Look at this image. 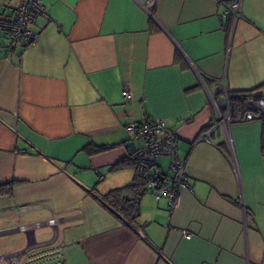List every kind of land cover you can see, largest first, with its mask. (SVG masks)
Returning <instances> with one entry per match:
<instances>
[{
  "label": "crops",
  "instance_id": "1",
  "mask_svg": "<svg viewBox=\"0 0 264 264\" xmlns=\"http://www.w3.org/2000/svg\"><path fill=\"white\" fill-rule=\"evenodd\" d=\"M228 1L43 0L37 41L0 46V256L47 243L61 264H264L262 123L218 118L222 86L264 95V0H242L236 21ZM146 116L187 160L172 212L128 160L141 141L124 126ZM154 169L170 174L168 159ZM128 184L134 226L96 198Z\"/></svg>",
  "mask_w": 264,
  "mask_h": 264
},
{
  "label": "built area",
  "instance_id": "2",
  "mask_svg": "<svg viewBox=\"0 0 264 264\" xmlns=\"http://www.w3.org/2000/svg\"><path fill=\"white\" fill-rule=\"evenodd\" d=\"M0 0V46L6 57H10L20 48L33 45L39 32L32 27L38 17L45 15L43 0H19V4L11 14H6ZM242 0H229L223 4L222 18L231 15L236 21L241 16ZM225 101V110H218V118L225 128L228 123L261 121L264 118V95L250 96L246 99V110L242 116L233 120L230 117L227 91L222 86ZM122 96L129 100V91L124 90ZM124 131L141 144L129 153V160L134 163L136 174L144 183V188L151 193L156 201L165 200L172 212L179 202L182 190L191 191L187 175V160L178 154V137L175 131L168 128L165 122L157 117L146 116L138 122L124 126ZM208 137H201V140ZM168 159L170 174L155 170L159 159ZM46 225L54 226V220H48ZM44 223H35L41 227ZM21 230H27L20 227ZM185 239L191 234L183 231ZM37 250V251H35ZM61 251L54 245L47 243L28 246L20 252L0 256V264H61L63 261Z\"/></svg>",
  "mask_w": 264,
  "mask_h": 264
},
{
  "label": "trees",
  "instance_id": "3",
  "mask_svg": "<svg viewBox=\"0 0 264 264\" xmlns=\"http://www.w3.org/2000/svg\"><path fill=\"white\" fill-rule=\"evenodd\" d=\"M222 93V91H221ZM254 96L252 92H227L228 103L230 107V117L235 120L242 116L246 110V99ZM262 123L261 131V154L264 157V118L260 121ZM109 149L108 146H95L86 148L87 154L101 153ZM129 160V159H128ZM133 163L131 160H129ZM122 162L116 164L113 168L122 166ZM134 164V163H133ZM6 193L12 189V184L7 185ZM136 185L128 184L108 191L106 194L96 196L97 200L105 207L109 208L116 216L122 219L127 225L134 226L139 215V201L141 194H138ZM135 191V192H134Z\"/></svg>",
  "mask_w": 264,
  "mask_h": 264
},
{
  "label": "water",
  "instance_id": "4",
  "mask_svg": "<svg viewBox=\"0 0 264 264\" xmlns=\"http://www.w3.org/2000/svg\"><path fill=\"white\" fill-rule=\"evenodd\" d=\"M219 91H220V90L218 89V90L216 91V93L218 94V93H219Z\"/></svg>",
  "mask_w": 264,
  "mask_h": 264
},
{
  "label": "rangeland",
  "instance_id": "5",
  "mask_svg": "<svg viewBox=\"0 0 264 264\" xmlns=\"http://www.w3.org/2000/svg\"><path fill=\"white\" fill-rule=\"evenodd\" d=\"M3 264V263H2Z\"/></svg>",
  "mask_w": 264,
  "mask_h": 264
}]
</instances>
